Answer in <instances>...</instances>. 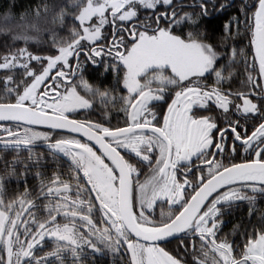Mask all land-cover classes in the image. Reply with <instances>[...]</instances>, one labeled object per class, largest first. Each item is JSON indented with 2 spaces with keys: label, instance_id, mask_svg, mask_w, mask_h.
Returning a JSON list of instances; mask_svg holds the SVG:
<instances>
[{
  "label": "snow or ice",
  "instance_id": "6c2138e0",
  "mask_svg": "<svg viewBox=\"0 0 264 264\" xmlns=\"http://www.w3.org/2000/svg\"><path fill=\"white\" fill-rule=\"evenodd\" d=\"M17 7L0 264H264V0Z\"/></svg>",
  "mask_w": 264,
  "mask_h": 264
},
{
  "label": "trees",
  "instance_id": "16d2710c",
  "mask_svg": "<svg viewBox=\"0 0 264 264\" xmlns=\"http://www.w3.org/2000/svg\"><path fill=\"white\" fill-rule=\"evenodd\" d=\"M8 3H11V0H0V10H2ZM17 3V11H22L23 6L30 3V0H16ZM234 14V12L232 13ZM225 17L217 18L213 21V26L216 28H219V26L224 22ZM219 34V33H217Z\"/></svg>",
  "mask_w": 264,
  "mask_h": 264
},
{
  "label": "flooded vegetation",
  "instance_id": "af4514ba",
  "mask_svg": "<svg viewBox=\"0 0 264 264\" xmlns=\"http://www.w3.org/2000/svg\"><path fill=\"white\" fill-rule=\"evenodd\" d=\"M222 18H223V17H222ZM8 159L11 160L12 157L9 156ZM29 182H30V183H34V181H32L31 179L29 180ZM13 186H15V181H13ZM258 207H260L261 209H264V201H260V202H258ZM246 214H247V207L244 206L243 209H242V211L239 212V213H237L236 219H239V217H240L241 215H245V216H246ZM233 222H235V220H234ZM231 227H232V225L229 224V225H228V228H226L225 231L230 230Z\"/></svg>",
  "mask_w": 264,
  "mask_h": 264
}]
</instances>
